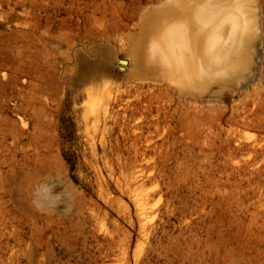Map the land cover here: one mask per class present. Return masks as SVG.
Here are the masks:
<instances>
[{
	"label": "rangeland",
	"instance_id": "obj_1",
	"mask_svg": "<svg viewBox=\"0 0 264 264\" xmlns=\"http://www.w3.org/2000/svg\"><path fill=\"white\" fill-rule=\"evenodd\" d=\"M171 6L0 0V264H264V0L199 87L144 63Z\"/></svg>",
	"mask_w": 264,
	"mask_h": 264
},
{
	"label": "bare ground",
	"instance_id": "obj_2",
	"mask_svg": "<svg viewBox=\"0 0 264 264\" xmlns=\"http://www.w3.org/2000/svg\"><path fill=\"white\" fill-rule=\"evenodd\" d=\"M243 1L173 0L148 29L144 63L189 87L240 72L249 64L251 37Z\"/></svg>",
	"mask_w": 264,
	"mask_h": 264
},
{
	"label": "water",
	"instance_id": "obj_3",
	"mask_svg": "<svg viewBox=\"0 0 264 264\" xmlns=\"http://www.w3.org/2000/svg\"><path fill=\"white\" fill-rule=\"evenodd\" d=\"M126 60H119V63H126Z\"/></svg>",
	"mask_w": 264,
	"mask_h": 264
}]
</instances>
